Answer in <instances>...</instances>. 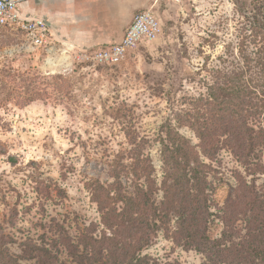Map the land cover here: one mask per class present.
Here are the masks:
<instances>
[{"label": "rangeland", "instance_id": "1", "mask_svg": "<svg viewBox=\"0 0 264 264\" xmlns=\"http://www.w3.org/2000/svg\"><path fill=\"white\" fill-rule=\"evenodd\" d=\"M153 11L159 38L138 43L117 65L77 61L54 46L32 51L22 33L0 27V235H13L11 253L19 254L24 236L39 242L60 229L74 244L92 224L94 238L109 236L91 187L95 180L110 189L108 166L121 155L129 163L131 141L152 167L138 183L151 185L150 201L160 206L159 142L171 129L199 146L204 242L229 251L223 264H264L256 237L264 224V69L256 63L264 0H168ZM233 73L250 85L239 110L225 82ZM212 92L222 105L211 102ZM130 176H120L126 195ZM176 220L171 212L138 256L207 264L206 254L178 240Z\"/></svg>", "mask_w": 264, "mask_h": 264}, {"label": "trees", "instance_id": "2", "mask_svg": "<svg viewBox=\"0 0 264 264\" xmlns=\"http://www.w3.org/2000/svg\"><path fill=\"white\" fill-rule=\"evenodd\" d=\"M261 28L264 29V24L259 23L258 30ZM260 34L261 40H264V32ZM256 54V63L264 69V44L257 49ZM232 75L225 82L230 87L233 107L239 110L249 102V93L245 91L250 85L244 83L242 73ZM218 91L226 90L218 87ZM210 96L211 102H218L219 94L212 92ZM216 105L222 103L218 102ZM169 130L167 139L159 142L164 175L161 181L163 198L160 206H154L150 201L151 185L146 184L143 189L138 183L140 176H144L146 172L144 177L149 176L152 167L149 159L142 156V144L131 141L127 157L129 163H123L121 155L108 166V175L114 179L110 189L102 187L95 180L91 187L101 223L110 231L109 236L104 233L99 239L94 238L90 235L93 233L92 228H95L92 224L91 229H86L74 244L60 229L57 237L43 234L39 237V242L30 236L22 237L18 242L19 254H13L8 247V244L16 243L13 235H0V264H158L145 256L139 257L137 252L147 243L152 232L166 224L171 212L177 218L174 234L178 240H183L184 247L206 254L207 264H223L229 251L218 249L214 242H207V239L204 242L202 239L208 196L204 195L202 166L196 150L199 146L190 145L183 137ZM197 136L201 141L207 138V135L200 133ZM124 174L131 175V195L123 192L120 176ZM110 191L114 192L113 196H110ZM119 202L122 203L120 211L117 209ZM153 218L159 220V226L152 224ZM258 228L256 237L261 239L264 248V224L260 223Z\"/></svg>", "mask_w": 264, "mask_h": 264}, {"label": "crops", "instance_id": "3", "mask_svg": "<svg viewBox=\"0 0 264 264\" xmlns=\"http://www.w3.org/2000/svg\"><path fill=\"white\" fill-rule=\"evenodd\" d=\"M152 7V0H26L19 13L43 20L58 45L90 51L119 43L134 13Z\"/></svg>", "mask_w": 264, "mask_h": 264}, {"label": "built area", "instance_id": "4", "mask_svg": "<svg viewBox=\"0 0 264 264\" xmlns=\"http://www.w3.org/2000/svg\"><path fill=\"white\" fill-rule=\"evenodd\" d=\"M26 0H0V27L16 30L25 36L32 51L56 52L73 56L77 61L91 62L98 65H117L125 59L128 52L142 41H155L161 34L160 22L153 7L137 12L126 29L121 41L110 46H99L90 51L77 50L70 44L56 43L49 26L41 19L25 20L20 17V4ZM168 0H152L156 7ZM69 56H62V61H70ZM47 61V60H46Z\"/></svg>", "mask_w": 264, "mask_h": 264}]
</instances>
